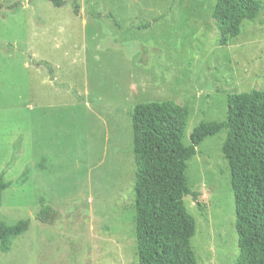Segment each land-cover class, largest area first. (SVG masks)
Wrapping results in <instances>:
<instances>
[{
	"label": "rangeland",
	"instance_id": "374dc122",
	"mask_svg": "<svg viewBox=\"0 0 264 264\" xmlns=\"http://www.w3.org/2000/svg\"><path fill=\"white\" fill-rule=\"evenodd\" d=\"M65 1L0 0V174L11 184L0 218L30 221L0 264H138L128 112L186 107L187 146L198 124L226 120L228 94L264 90V0L224 45L216 0ZM226 136L205 138L187 162L197 264L239 254ZM42 203L55 224L35 219Z\"/></svg>",
	"mask_w": 264,
	"mask_h": 264
},
{
	"label": "trees",
	"instance_id": "16d2710c",
	"mask_svg": "<svg viewBox=\"0 0 264 264\" xmlns=\"http://www.w3.org/2000/svg\"><path fill=\"white\" fill-rule=\"evenodd\" d=\"M62 7L65 0H46ZM74 14L79 6L74 1ZM259 0H216L212 19L220 43L240 34L245 21L253 22L260 11ZM48 66V73L52 68ZM128 116L132 125V153L135 164L133 186L134 235L138 264H197L191 247L195 232L183 198L197 193L188 188L187 162L207 137L227 131L222 152L231 172L235 206V229L239 254L235 264H264V90L231 93L227 96L226 120L200 123L182 137L188 109L173 101L141 103ZM25 177L16 184L25 182ZM11 184L0 174L2 192ZM35 219L55 224L58 212L41 204ZM29 220L7 226L0 218V250H10L13 240L28 231Z\"/></svg>",
	"mask_w": 264,
	"mask_h": 264
},
{
	"label": "crops",
	"instance_id": "0c3cea01",
	"mask_svg": "<svg viewBox=\"0 0 264 264\" xmlns=\"http://www.w3.org/2000/svg\"><path fill=\"white\" fill-rule=\"evenodd\" d=\"M50 75V74H49ZM51 77H50V80L52 81L53 80V72H52V74L50 75Z\"/></svg>",
	"mask_w": 264,
	"mask_h": 264
}]
</instances>
